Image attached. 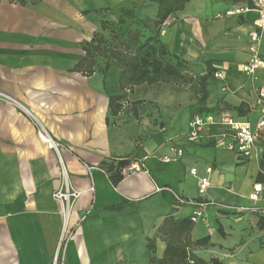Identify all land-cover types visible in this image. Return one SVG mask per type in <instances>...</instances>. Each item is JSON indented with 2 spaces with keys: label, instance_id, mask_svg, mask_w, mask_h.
<instances>
[{
  "label": "crops",
  "instance_id": "crops-1",
  "mask_svg": "<svg viewBox=\"0 0 264 264\" xmlns=\"http://www.w3.org/2000/svg\"><path fill=\"white\" fill-rule=\"evenodd\" d=\"M156 9L147 0H0V94L7 97L0 99V264H54L63 213L52 192L60 185L61 164L81 195L71 208V233L58 264H155L166 247L158 234L161 223L167 217L190 218L198 209L177 205V199L232 207L250 203L252 184L264 180L261 148L241 161L213 137L225 131L218 120L232 112L227 108L254 102L253 84L240 68L248 61L247 40L258 11L244 1L190 0L160 28L169 55L210 62L216 69L203 104L214 110L210 113H192L193 103L181 95L168 109L156 101L157 116H112L109 99L115 94L108 89L116 85V66L102 73L105 64L96 58L93 75L75 70L84 42L95 33L109 37L102 23L153 19ZM126 10L132 19L124 17ZM260 43L263 68L256 76L262 81L264 31ZM194 114L214 121L191 143L186 133ZM258 117L253 111L246 115L252 124ZM171 148L182 149V155L174 159ZM120 160L137 164L139 171H121L122 180L113 186L107 167ZM87 166L105 172L89 175ZM201 178L209 182L204 193L197 190ZM224 214L214 206L203 211L189 237H209L215 246L194 254L222 264H264V228L258 225L264 217L229 220Z\"/></svg>",
  "mask_w": 264,
  "mask_h": 264
},
{
  "label": "trees",
  "instance_id": "trees-1",
  "mask_svg": "<svg viewBox=\"0 0 264 264\" xmlns=\"http://www.w3.org/2000/svg\"><path fill=\"white\" fill-rule=\"evenodd\" d=\"M147 1L157 4L156 16L153 19L134 20L128 23L122 18L117 24L102 23V29L109 30L110 39H106L101 33H95L90 41L84 42L81 45L84 57L79 61L75 70L85 76H91L97 71L96 58H100L105 64L102 73H105L112 65L118 67L119 76L117 80L120 91L145 83L177 82L179 73L177 68L181 66L182 62H186L180 60L177 56H172L176 62L175 64L164 59V56L169 54L159 39L160 28L175 11L182 10L190 0ZM239 1L246 2L247 8H253L251 0H232L234 3H239ZM123 15L124 17L133 18L129 10H126ZM115 27H118V29ZM121 27H124V29L121 30ZM204 64L205 74L199 80L200 93L202 95L201 102L203 103L209 95L206 90V82L216 73V69L210 62ZM120 100V96L113 95V97H110L109 111L112 116L120 113ZM227 109L235 112L239 117L250 113L249 108L245 104ZM211 111L214 110L205 109L197 113H210ZM261 156L260 166H263L264 146ZM130 164L128 160H120L115 166L113 164L108 165L107 177L113 186L122 180L121 171L130 166ZM260 180L261 176L258 181ZM260 221L261 223L264 222L263 219H259V223ZM193 227L194 223L190 221V218H165L158 228V234L165 241L166 247L163 257L160 260H156L155 264H222L217 258L205 260L194 254V251L198 248H211L215 245L210 243L209 237H202L192 241L189 235ZM217 231L222 237L225 236L220 226H218ZM153 248V241H149L147 249Z\"/></svg>",
  "mask_w": 264,
  "mask_h": 264
},
{
  "label": "built area",
  "instance_id": "built-area-1",
  "mask_svg": "<svg viewBox=\"0 0 264 264\" xmlns=\"http://www.w3.org/2000/svg\"><path fill=\"white\" fill-rule=\"evenodd\" d=\"M252 3L253 9L258 11V18L253 24L255 27L254 30L248 35V61L241 64L240 71L247 76L253 84L255 99L249 108L250 111L256 112L259 117L257 121L252 124L246 116L239 117L233 112L226 111L219 116L218 120V124L221 127H224L225 131L220 135L213 137L215 145L221 146L226 151L230 150L235 152L241 161L249 160L255 157V151L260 148L262 150L264 146V80L259 81L258 76H256L257 71L263 68V61L260 58V40L264 31V0H252ZM0 99L5 100L7 97L0 94ZM213 121L214 118L211 115L203 116L200 114H194L187 124L188 131L186 133V140L194 143L196 140L200 139L202 129L205 125L213 123ZM170 150L174 153V159L178 158L183 153L180 148H171ZM86 170L89 175H91L94 170H98L103 173L105 172L104 168L101 167L87 166ZM136 171H139V167L135 163H132L130 166L122 169V172L127 174H131V172ZM191 174L195 177L197 175L195 172H191ZM262 174L264 175V172H262ZM59 179H61L59 188L55 189L52 192V195L62 204L63 230L58 240V251L53 257L54 264L59 263L58 252L61 250L66 237L71 233V229L69 227L71 208L75 200L81 195L79 191L74 190L72 187L68 171L63 164H61ZM208 185V179L201 178L198 180L197 190H199V193H204ZM251 189L252 192L249 196L250 203L245 206L232 207L219 205L214 202H191L185 201L182 198L177 199L176 203L177 205L187 203L198 207L197 211L190 216V221L194 224H197V221L207 207L213 206L218 207L221 211H231L237 217L252 214L262 218L264 217V180L261 182H254ZM89 190L92 191L93 188L90 187Z\"/></svg>",
  "mask_w": 264,
  "mask_h": 264
},
{
  "label": "rangeland",
  "instance_id": "rangeland-1",
  "mask_svg": "<svg viewBox=\"0 0 264 264\" xmlns=\"http://www.w3.org/2000/svg\"><path fill=\"white\" fill-rule=\"evenodd\" d=\"M118 29V27H115ZM120 28V27H119ZM134 28V27H133ZM124 29V27H121V30ZM109 37L107 39H110V32L108 30ZM164 59L171 62L172 64H175L176 62L170 55H165ZM178 76H177V82H158L154 84H141L137 86L129 87L125 90L120 91L118 88V76H119V69L118 67H115V69L112 71L113 79L115 81V86L109 88L108 91L111 95L115 94V96H120V117L130 118L131 116L136 117L140 119L142 117L151 116L152 114H159V108L156 101L159 102V104H163L168 107L174 104H179V99L181 95H184L183 99H189L190 102L193 104L190 105V108L192 110V113L194 112H202L205 110L203 107V104L205 102H201L202 95L200 93V86H199V80L202 75L205 74V64L200 63H181V66H178ZM216 80L215 75L212 76V78H209V80L206 82V90L208 89L209 85H212L214 81ZM208 92V90H207ZM173 95H175L173 98ZM135 108V111L133 110ZM155 110H158L159 112H156ZM157 120L155 119V123ZM264 166V164H263ZM61 181V179H60ZM217 210H220L218 207H215ZM224 218L234 219V214L231 211H223ZM200 219V218H199ZM264 220V218H263ZM215 226H218V223L216 220H214ZM220 225V224H219ZM259 229L261 230L264 228V222L258 224ZM262 227V228H261ZM251 231V230H250ZM256 232H258L256 230ZM252 233V232H250ZM237 240L236 234L232 237V239L229 240V244ZM250 247H253V243L250 242ZM201 255V254H199ZM197 255V256H199ZM201 257V256H199Z\"/></svg>",
  "mask_w": 264,
  "mask_h": 264
},
{
  "label": "bare ground",
  "instance_id": "bare-ground-1",
  "mask_svg": "<svg viewBox=\"0 0 264 264\" xmlns=\"http://www.w3.org/2000/svg\"><path fill=\"white\" fill-rule=\"evenodd\" d=\"M48 142V144L50 145V146H54V144H53V142L52 141H47Z\"/></svg>",
  "mask_w": 264,
  "mask_h": 264
}]
</instances>
